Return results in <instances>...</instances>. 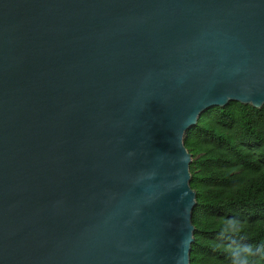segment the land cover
<instances>
[{"label": "water", "instance_id": "95a60500", "mask_svg": "<svg viewBox=\"0 0 264 264\" xmlns=\"http://www.w3.org/2000/svg\"><path fill=\"white\" fill-rule=\"evenodd\" d=\"M264 104V0H0V264H190L185 131Z\"/></svg>", "mask_w": 264, "mask_h": 264}, {"label": "trees", "instance_id": "16d2710c", "mask_svg": "<svg viewBox=\"0 0 264 264\" xmlns=\"http://www.w3.org/2000/svg\"><path fill=\"white\" fill-rule=\"evenodd\" d=\"M183 141L196 201L190 264H232L241 245L264 264V104L210 107Z\"/></svg>", "mask_w": 264, "mask_h": 264}, {"label": "clouds", "instance_id": "9594fccd", "mask_svg": "<svg viewBox=\"0 0 264 264\" xmlns=\"http://www.w3.org/2000/svg\"><path fill=\"white\" fill-rule=\"evenodd\" d=\"M255 251L249 245L236 246L230 250L232 264H252Z\"/></svg>", "mask_w": 264, "mask_h": 264}]
</instances>
